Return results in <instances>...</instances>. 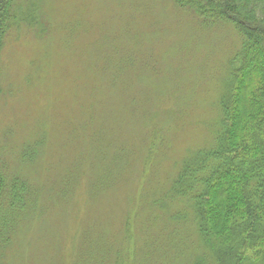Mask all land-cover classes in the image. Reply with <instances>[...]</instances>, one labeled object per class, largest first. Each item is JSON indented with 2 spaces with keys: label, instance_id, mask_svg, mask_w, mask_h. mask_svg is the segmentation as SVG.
<instances>
[{
  "label": "rangeland",
  "instance_id": "374dc122",
  "mask_svg": "<svg viewBox=\"0 0 264 264\" xmlns=\"http://www.w3.org/2000/svg\"><path fill=\"white\" fill-rule=\"evenodd\" d=\"M32 6L0 56V264H215L172 187L215 145L240 34L174 0Z\"/></svg>",
  "mask_w": 264,
  "mask_h": 264
},
{
  "label": "trees",
  "instance_id": "16d2710c",
  "mask_svg": "<svg viewBox=\"0 0 264 264\" xmlns=\"http://www.w3.org/2000/svg\"><path fill=\"white\" fill-rule=\"evenodd\" d=\"M33 1L25 0L26 7L0 0V56L20 20L38 22L33 6L28 9ZM174 2L199 20L233 26L242 43L229 61L215 145L186 160L172 193L190 199L215 264H264V0ZM5 186L0 174V205ZM21 189L15 179L11 204L21 203Z\"/></svg>",
  "mask_w": 264,
  "mask_h": 264
}]
</instances>
